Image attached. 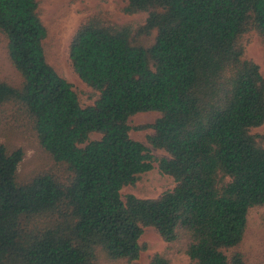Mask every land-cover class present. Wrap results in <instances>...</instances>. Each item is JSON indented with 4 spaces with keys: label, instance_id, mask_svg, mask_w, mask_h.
<instances>
[{
    "label": "trees",
    "instance_id": "16d2710c",
    "mask_svg": "<svg viewBox=\"0 0 264 264\" xmlns=\"http://www.w3.org/2000/svg\"><path fill=\"white\" fill-rule=\"evenodd\" d=\"M41 1L0 0L18 74L0 80V121L29 127L52 163L22 179L24 151L0 144V264H130L147 227L192 264H250L248 217L264 208V75L246 55L248 36L264 46V0H127L122 12L144 20L124 25L97 8L67 49L96 98L85 107L47 61ZM147 112L162 117L138 129L154 130L175 187L123 200L154 168L130 136L129 119Z\"/></svg>",
    "mask_w": 264,
    "mask_h": 264
},
{
    "label": "rangeland",
    "instance_id": "374dc122",
    "mask_svg": "<svg viewBox=\"0 0 264 264\" xmlns=\"http://www.w3.org/2000/svg\"><path fill=\"white\" fill-rule=\"evenodd\" d=\"M126 3L127 0L41 1L39 12L48 30V38L44 42L47 61L73 86L83 107L92 105L96 98L92 97L91 90L75 76L67 55L68 46L81 25L95 14L97 8H101L103 14L115 24L124 25L144 20V16L125 15L122 9ZM248 40L246 56L260 65L261 73L264 75V46L256 34L248 36ZM0 80H18L17 72L8 61L7 42L1 35ZM161 117L160 113L147 112L136 114L129 119L131 138L141 142L150 150L154 158V168L151 172L142 175L135 186L123 188L121 191L123 200L128 195H134L139 199H158L163 193L175 187L173 178L163 174L159 169V161L170 159L169 154L154 148L149 142V138L154 135V130L138 129L153 125ZM263 130L264 128H260L255 132ZM90 139L99 140L100 136L92 134ZM0 144L11 150L22 149L24 151L25 157L19 168V175L22 179L44 173L51 167L50 157L42 150L35 133L27 126H18L12 121H0ZM140 243L144 251L138 261L130 264H150L151 259L157 254L166 256L172 264H192L181 244L171 245L165 242L152 227L144 228ZM242 249L250 264L264 263V208L250 212Z\"/></svg>",
    "mask_w": 264,
    "mask_h": 264
}]
</instances>
